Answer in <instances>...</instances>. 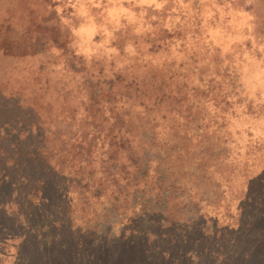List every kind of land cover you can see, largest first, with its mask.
Returning a JSON list of instances; mask_svg holds the SVG:
<instances>
[{"label":"rangeland","instance_id":"obj_1","mask_svg":"<svg viewBox=\"0 0 264 264\" xmlns=\"http://www.w3.org/2000/svg\"><path fill=\"white\" fill-rule=\"evenodd\" d=\"M89 93L99 109L111 102L114 127L139 135L158 124L199 156L206 132L219 134L230 163L215 161L220 184L199 186L188 210L220 222L264 167V0H0V105L16 99L59 129ZM144 243L132 233L115 260L145 264ZM12 252L1 250L0 264Z\"/></svg>","mask_w":264,"mask_h":264},{"label":"trees","instance_id":"obj_2","mask_svg":"<svg viewBox=\"0 0 264 264\" xmlns=\"http://www.w3.org/2000/svg\"><path fill=\"white\" fill-rule=\"evenodd\" d=\"M90 95L78 96L83 110L59 129L35 123L36 112L16 99L0 105V238L12 234L0 252L12 248L9 264H107V256L124 264L117 247L136 231L145 264H264V167L245 177L229 217L208 222L188 208L199 186L220 184L215 161L230 163L218 156L228 149L221 136L206 132L199 156L158 124L139 135L114 127L111 102L99 109Z\"/></svg>","mask_w":264,"mask_h":264}]
</instances>
